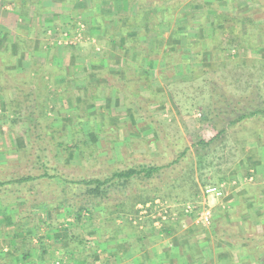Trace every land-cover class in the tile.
<instances>
[{"label":"rangeland","instance_id":"rangeland-1","mask_svg":"<svg viewBox=\"0 0 264 264\" xmlns=\"http://www.w3.org/2000/svg\"><path fill=\"white\" fill-rule=\"evenodd\" d=\"M9 1L0 0V7L8 8L14 23L27 28L31 39L22 32L16 38L14 47L23 58L18 73L14 68L3 74L2 68L11 64L14 55L0 54V167L20 165L28 149L33 120L23 111L22 116L14 113L18 101L22 108L28 103V92L17 91V84L33 90L28 106L37 111V125L50 142L54 164L69 175L105 177L131 164L162 166L176 157L175 152L188 151L174 166L171 177L178 180L159 179L152 188L137 190V195L121 203L88 209L87 216L100 221L122 213L123 223L101 222L94 234L91 230L96 226L85 217L79 219L84 211L76 207L46 203L30 210L23 199L0 195L1 215L7 214L15 226L23 224L42 235L27 237L25 243H36L39 252L49 245L51 253L44 264L60 258L66 264L71 256L95 264L90 241L131 233L137 255L143 245L148 248L145 257L154 259L174 237L183 245L185 239L179 236L200 225L206 231L193 236L201 251L198 264L237 260L238 247L219 239L220 229L230 225L251 237L264 232V116L228 125L237 116L234 108H255L260 95L264 101V0H53L47 9L35 4L31 19L26 16V20L22 15L28 12V0H21L20 7ZM148 3L154 7L147 8ZM165 7L172 8L167 16ZM161 13L183 35L181 41L174 40L168 26H152L166 38L165 48L156 52L146 29L148 24L157 25ZM223 15L244 19L239 30L248 48L223 46L221 51L212 47L207 38L215 34L213 27ZM184 36L193 50L184 45ZM175 45L180 47L173 51ZM212 109L220 117L210 122L203 114ZM146 115L157 120L160 131H155ZM222 128L224 133L211 144L199 143ZM74 144L79 149L71 148ZM207 188H217L222 196L204 194ZM140 197L153 199L134 201ZM130 219L149 220L151 225L130 226ZM51 223L78 236L74 253L67 248L73 244L65 247L68 251L59 248L56 253L54 241H42L51 233L46 227ZM122 225L128 227L116 232ZM168 225L175 226L174 234L162 238L158 233ZM26 246L21 244L23 249L18 251ZM100 255L105 258V251ZM250 255L251 264H257V255ZM175 258V264H186L184 258Z\"/></svg>","mask_w":264,"mask_h":264},{"label":"trees","instance_id":"trees-1","mask_svg":"<svg viewBox=\"0 0 264 264\" xmlns=\"http://www.w3.org/2000/svg\"><path fill=\"white\" fill-rule=\"evenodd\" d=\"M160 4L162 5L163 2H160ZM152 7H154V3L147 4V8ZM170 9L172 8L165 7V11H163L165 16L169 14L168 11ZM164 14L161 13V15L157 16V25H147V34L154 33L156 35V48L154 49V51L156 52H159L161 47L165 48L166 38L163 37V33L161 31H157L155 28L153 29L152 26H158L157 28H159L160 26L164 27V25H166V27L168 26L167 31L171 35V38L174 40H179L180 38H182L183 35L177 29L171 28V21L167 17L164 18ZM243 20L244 19L237 20L233 16L228 17L226 15H223V17H221V19L218 20L213 27V33L215 34L207 38L210 44L213 43L212 47H219L221 51L224 50L223 46L248 48L247 45H245L246 42H244L243 37L240 36L239 25L243 22ZM184 37L185 40L188 39L186 36ZM184 45L189 46V48L193 46L189 42V40H186ZM178 47L180 46L175 45L172 48L173 51L178 50ZM191 49L193 50L194 48ZM167 53V51L163 52V59L165 60H167ZM4 81L10 82L9 80ZM17 91H22L24 93L28 92L26 93V100L28 101V103H26L25 107L22 108L19 107L21 106L22 102L18 101L16 106V108L18 109L14 111V113L17 116H22L21 111H23L24 115L28 119H30L29 121H33L30 123L31 131H29L28 149L26 150L24 161L16 167H0V195H10L11 197H15L17 199H23V201L27 204L26 208H30V210L33 208H40V206L43 204L47 205L46 203H50L51 206L53 204L57 207H63L66 205L70 206L71 208L76 207L77 211H84V214L80 216L79 219L85 217L86 220H93L91 216H87L88 209L92 211H97L101 209L100 207L108 206L109 203L112 201H118L117 203H121L122 201H124V199L131 198L137 195L138 193H135L137 190L143 191L147 190L148 188H152L153 186L151 184L159 179H166L169 181L171 179L177 178L171 177L173 176L172 174H174L175 169H177L174 166L188 152L187 148H185L180 153L175 152L176 157L171 162L162 166L154 165L151 163L138 165L131 164L127 165L126 167L114 170L110 175H107L105 177H94L88 176L86 174H78L76 176H72L63 172L61 169L57 168V165L54 164L53 160H55V157H53L50 153V142L45 139V136L42 132V128L37 125L38 120L36 109L34 107L28 106L30 105L29 103L31 97H33V90H31L29 87L24 86L18 87ZM261 96L262 95L258 96L259 102H257L258 104L255 105V108L247 107L246 109L241 110L234 108V111H236L237 116L234 120H231L230 124L228 125L239 123L243 120H246L248 118L250 119L252 117H257L261 119V117L264 116V101L262 100ZM225 101H228V98L225 99ZM237 103L239 104L240 102ZM215 111V109L208 110L206 113L203 114V117L211 122L214 117H220L219 113L216 114ZM145 117L149 120L151 125H154L153 127L155 128V131H160L159 126H155L157 123V120H155V118H153L151 115H146ZM223 133L224 129L222 128L216 134H214L210 140L205 142L200 140L199 143H202L203 145H209L217 138H219V136ZM60 145L61 144L58 143L57 147ZM71 148H75L76 150L79 149V146L74 144L73 146H71ZM69 149L70 147L66 148V151ZM173 181L176 180L174 179L172 180V182ZM192 197H197V190L192 194ZM152 199L153 197L145 199L140 197V199H135L134 201L137 202V200H139L140 202H147ZM2 204V207H7L6 204ZM114 214L115 216L113 218L111 216V218L105 216L103 218V221H100V226L103 225L104 221L107 222V224L110 223L111 225H114L115 221L122 217V213L120 211ZM9 220L10 218L7 216V214H2L0 216V229H3V226H6V223ZM133 221L134 220L130 219L127 224L130 226L137 224L136 227L139 225H151V221L149 220H144L143 222H136V220L135 222ZM101 222L103 223L101 224ZM128 225L125 226L128 227ZM125 226H118L116 232L123 230ZM46 227L47 230L51 232V236L55 235L57 237H60V240L64 242L62 245L63 249L67 247L68 244H70V241L67 240L69 239L68 233L64 231L62 232L59 226H53V224L51 223ZM174 227L175 226L170 225H168V227H163L160 233L162 235L165 234L166 237H170L174 234ZM202 231L204 232L206 230L200 227V225H197V227L193 226L189 230H185V232H183V234L179 236V239H181L183 236L185 242L183 243V245H179V248H181L178 251V256L183 257L185 259V263L187 264H198V261L200 260L201 251L200 249H198V241L193 242V236L196 233ZM217 237L224 241V243L229 244L231 246H237L239 249V252L237 253V256L239 258L237 257L238 259L236 260L231 257L229 258V262L227 264H251L250 253L252 252L257 255L255 259V261H257V264H264L263 231L258 234L257 237H251L247 236L244 233H238L235 228L231 227L230 225H227L226 227L220 229L219 236ZM14 256V253L7 252L6 254L1 255L0 252V264H12ZM26 257L28 256H20V258H23V260L25 261ZM150 261V259H147V261L145 259L141 262H138L137 264H146L147 262V264H150ZM172 262L173 264L176 263V261Z\"/></svg>","mask_w":264,"mask_h":264},{"label":"crops","instance_id":"crops-1","mask_svg":"<svg viewBox=\"0 0 264 264\" xmlns=\"http://www.w3.org/2000/svg\"><path fill=\"white\" fill-rule=\"evenodd\" d=\"M16 1L18 2V4ZM54 1H56V0H54ZM54 1L53 0H51V1L50 0H42V2H41L40 0H28V4H29V6H28L29 9L27 12L28 14L24 12L22 17L25 20L27 19L26 16H29L28 18H30V14L33 10L32 7L35 6V4L41 5V3H42V7L47 9L48 6L51 5L49 3H52ZM9 2H11V4L14 6H18V7L21 6V3L19 4V2H21V0H10ZM18 7L16 10H18ZM5 9L6 10H4L3 8L0 7V52H1L0 54L1 55L3 53H4L3 55L9 54V58L14 55L13 57L15 59L12 57L13 60H12L11 64L10 65H8V64L4 65V67L1 70L3 72V74H5L6 71L14 70V68H15L14 71L16 73L20 64L22 65V63H23L21 61V59H23L21 56L22 52L21 53L18 51L16 52V48L14 47V45L16 46V38L19 37V35H21L20 32L23 33L22 35H23V37L25 36V39H28V40L31 39V38H28L30 31L27 30V28H21L18 23L15 24L14 23V21H15L14 15L8 11L7 7ZM20 15L21 14H18V16H20ZM20 29H25L26 32H23V30H20ZM150 34H152L150 36V38L155 41L156 35H153L154 33H150ZM129 35H131V34H129ZM117 36H119V34ZM145 38L146 37H144V39ZM144 39L143 40L141 39V40L144 41ZM17 40L20 41V38H18ZM28 52H26V55L28 57H30ZM16 57H17V59H16ZM30 62H29V64H30ZM2 64H3V62H0V66ZM29 64H27V65H29ZM18 85L19 84L16 85V88L25 86V85L24 86H22V85L18 86ZM116 222L118 224L123 223L119 219H117ZM87 223L93 224L96 226L94 229L91 230V232H92L91 234H94V231L96 230V228L100 227V220H88ZM14 226L15 225H14L13 221L10 220L6 223V226H5V228H7V230L6 229L5 230L0 229V252H1V255L6 254L7 252L8 253H14L15 256H14V260H13L12 264H44L45 256L47 254L49 255L51 253V251L48 249L49 245L46 246L47 247L46 250H44L45 249L44 248L41 252H39V246L36 247L35 246L36 243L34 245L30 244V240H27L28 243H25L27 237H30V236L32 237V236L38 234V236H36V238L38 239L42 235L40 233L34 232L33 230H28V227L25 229L23 224L16 225L15 227ZM22 226L24 228H22ZM158 234L160 236H162V234L160 232ZM74 235H76V234L71 233V232L68 233L69 239H67L70 241L69 243L71 245L73 244V246L68 247V250L72 253L75 252V248H76V247H74V242L78 243V239H77L78 236L77 235L74 236ZM103 236H104V238H107V240L105 239L106 241L99 242L97 239H96V241H90L92 243L93 249H94L93 250L94 258L95 259L97 258V260H95L97 263L95 262V264H135V263L137 264L138 262H141L145 259H146V261H147V259H150L151 260L150 264H173L172 261H174V262L176 261L175 257L183 258V257L178 256V250H177V247L179 248V245L181 246L182 244L175 237L173 238V241H174V242H172L173 244L169 242L166 245V248L162 249V251L164 250V252L162 254H159L158 256H156V258L152 259L149 256L145 257L146 256V250L148 248H144L143 245H139L140 249H141L140 250L141 253H139L137 255L138 250H134L135 248H133L134 243L131 240V233H127L126 236L120 237L118 239L114 238V236H110V235L109 236L103 235ZM34 238H32V240H31L32 243H34V241H35ZM162 238H165V237L162 236ZM141 240H144V239L141 238ZM42 241H45V244H46V242L51 243L52 241H54L52 244L53 245L55 244L54 245V247H55L54 251L56 253L57 252L60 253L59 248H63V247H59V246H62L64 242L60 240V237H57L55 235L51 236L50 234H47V235H45V238ZM138 242H140V241H138ZM21 244L22 245L27 244V246L24 247L25 250L18 251V249L21 248ZM101 245H103L104 247L102 246L103 248H101ZM96 246H98L99 248H97ZM136 246H137V244H136ZM171 247H173L172 250L170 249ZM174 247L176 250H174ZM77 248H76V250H77ZM81 248H83V247H81ZM21 249H23V248H21ZM64 250L66 251L67 249L65 248ZM61 251H62V249H61ZM101 251H105V254H106L105 255L106 257L103 259L101 258V255H100ZM157 253H160V252L158 251ZM21 255L28 256V257H26V261L23 260V258H20ZM59 257H62V256H59ZM60 261H62L63 264H65V261L63 259L60 258ZM50 264H53V261L50 262ZM54 264H55V262H54ZM66 264H85V262L80 261L76 257L71 256L68 259H66ZM224 264H226V263H224Z\"/></svg>","mask_w":264,"mask_h":264},{"label":"built area","instance_id":"built-area-1","mask_svg":"<svg viewBox=\"0 0 264 264\" xmlns=\"http://www.w3.org/2000/svg\"><path fill=\"white\" fill-rule=\"evenodd\" d=\"M204 194H208V195L212 194L215 197L222 196V192L220 190H218L217 188H207L205 190ZM55 264H63V262L62 261H56Z\"/></svg>","mask_w":264,"mask_h":264}]
</instances>
